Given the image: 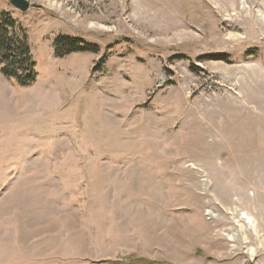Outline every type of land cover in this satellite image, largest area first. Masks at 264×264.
<instances>
[{
  "label": "rangeland",
  "instance_id": "obj_1",
  "mask_svg": "<svg viewBox=\"0 0 264 264\" xmlns=\"http://www.w3.org/2000/svg\"><path fill=\"white\" fill-rule=\"evenodd\" d=\"M28 1L0 0L37 73L0 81V264H264V0Z\"/></svg>",
  "mask_w": 264,
  "mask_h": 264
},
{
  "label": "trees",
  "instance_id": "obj_2",
  "mask_svg": "<svg viewBox=\"0 0 264 264\" xmlns=\"http://www.w3.org/2000/svg\"><path fill=\"white\" fill-rule=\"evenodd\" d=\"M9 12H0V65L8 79L19 86H30L36 82V62L29 43L28 32L11 18ZM56 56H64L70 51H84L82 40L67 35H59L54 41ZM154 263L147 259H135L131 263Z\"/></svg>",
  "mask_w": 264,
  "mask_h": 264
},
{
  "label": "water",
  "instance_id": "obj_3",
  "mask_svg": "<svg viewBox=\"0 0 264 264\" xmlns=\"http://www.w3.org/2000/svg\"><path fill=\"white\" fill-rule=\"evenodd\" d=\"M10 3L21 11H28L31 7V3L28 0H10Z\"/></svg>",
  "mask_w": 264,
  "mask_h": 264
},
{
  "label": "crops",
  "instance_id": "obj_4",
  "mask_svg": "<svg viewBox=\"0 0 264 264\" xmlns=\"http://www.w3.org/2000/svg\"><path fill=\"white\" fill-rule=\"evenodd\" d=\"M0 71H1V65H0ZM5 76H4V74L2 73V71H1V74H0V81H3V80H5Z\"/></svg>",
  "mask_w": 264,
  "mask_h": 264
}]
</instances>
